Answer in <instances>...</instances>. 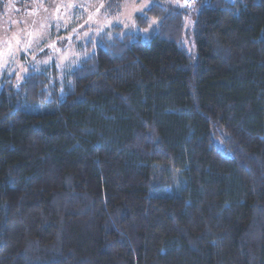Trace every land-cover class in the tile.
<instances>
[{
	"label": "trees",
	"instance_id": "trees-1",
	"mask_svg": "<svg viewBox=\"0 0 264 264\" xmlns=\"http://www.w3.org/2000/svg\"><path fill=\"white\" fill-rule=\"evenodd\" d=\"M188 3L0 87V264H264V0Z\"/></svg>",
	"mask_w": 264,
	"mask_h": 264
},
{
	"label": "rangeland",
	"instance_id": "rangeland-1",
	"mask_svg": "<svg viewBox=\"0 0 264 264\" xmlns=\"http://www.w3.org/2000/svg\"><path fill=\"white\" fill-rule=\"evenodd\" d=\"M153 2L190 11L185 41L196 54L193 15L200 5L188 0H0V87L19 92L30 69L40 71L51 64L58 65L63 77L84 57L82 47L113 26L150 40L159 20L142 29L136 15Z\"/></svg>",
	"mask_w": 264,
	"mask_h": 264
},
{
	"label": "built area",
	"instance_id": "built-area-1",
	"mask_svg": "<svg viewBox=\"0 0 264 264\" xmlns=\"http://www.w3.org/2000/svg\"><path fill=\"white\" fill-rule=\"evenodd\" d=\"M191 2L194 1V0H190Z\"/></svg>",
	"mask_w": 264,
	"mask_h": 264
}]
</instances>
